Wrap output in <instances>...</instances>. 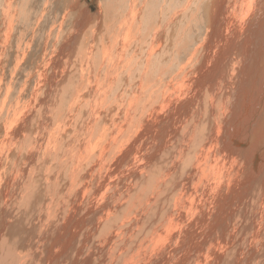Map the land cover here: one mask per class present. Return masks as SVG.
I'll use <instances>...</instances> for the list:
<instances>
[{
	"label": "bare ground",
	"instance_id": "obj_1",
	"mask_svg": "<svg viewBox=\"0 0 264 264\" xmlns=\"http://www.w3.org/2000/svg\"><path fill=\"white\" fill-rule=\"evenodd\" d=\"M15 1L0 3V264H264V0H130L113 34L74 0L29 71ZM32 184L25 249L23 217L5 216Z\"/></svg>",
	"mask_w": 264,
	"mask_h": 264
},
{
	"label": "rangeland",
	"instance_id": "obj_2",
	"mask_svg": "<svg viewBox=\"0 0 264 264\" xmlns=\"http://www.w3.org/2000/svg\"><path fill=\"white\" fill-rule=\"evenodd\" d=\"M65 1V2H64ZM71 1V2H70ZM68 0V1H66V0H51L50 1V3L49 2H47V0H21L20 1V4L22 5V3H23V6H22V9H20L19 8V3L17 2V1H15L16 2V4H17V8L15 9V11H18V13L20 14V13H22L23 12V7H24V9H25V14H24V16L25 15H29V13L31 14V12L30 11H32V14H31V17H30V19L28 20V19H25L24 17H23V19H22V25L24 26L23 27V30H24V32H23V38H24V41H25V43L26 42H28L29 41V38H30V40L31 39H33L32 37H35L36 38V41L34 42V49H33V53H32V55H31V57L29 58V60H28V62H27V60H26V62L25 63H27L26 64V68H24L26 71H29V69H31L30 67H33V64L34 65H36L37 63H41V61L43 62V59H41V58H44L45 57V55L46 54H51V52H52V49H54V46H55V44L54 43H52L51 41H49V43H48V48H46L45 47V41H47V39H49V40H52L53 42L55 41H59V40H56L57 39V37H55V35H56V32H57V30L56 31H53V32H51L52 33V35L54 36H51V33L49 32V31H47L50 27H53L52 25H53V23L55 22V21H57V19H60L61 17H64V11L66 10V8H68L69 7V4L70 3H72L74 0ZM76 1H79L80 2V5L81 6H83V8L85 9V11L87 12V13H89V15H91V17H93V20H95V19H97V18H95V17H97V15H98V13H99V11H100V7H99V5L101 4L102 6H103V10H104V16L107 18V20H110V22H112V23H110V25L108 26V27H110L109 28V31L113 34L115 31L117 32L118 30H119V28H120V26H118L119 25V23H120V20H122L124 17H125V15H126V13H127V10H129V6H130V0H84V3H83V0H76ZM2 2V0H0V3ZM22 2V3H21ZM68 4H67V3ZM25 4H29L28 5V8L27 7H25ZM48 5V4H50V5H48V6H50V8L48 9V8H46V12L47 13H44V14H46L45 15V19H47V20H45L44 18V21H42V22H40V23H38V19L40 18V15L42 14V12H43V10H44V5ZM86 4V5H85ZM66 5H68V6H66ZM71 5V4H70ZM65 6V7H64ZM85 6V7H84ZM37 7V8H36ZM38 7H39V10L37 11V9H38ZM87 7H88V9H87ZM35 9V11H34V9ZM65 9V10H64ZM126 11V12H125ZM36 13V14H35ZM57 13V14H56ZM60 13V14H59ZM124 13V14H123ZM44 14L41 16V17H43L44 16ZM121 14H123V15H121ZM0 15H1V12H0ZM59 15V16H58ZM53 16V17H52ZM47 17V18H46ZM50 17H52V18H50ZM71 18V20H69ZM73 18V13H71L70 15H68V17H66V21L68 22H66L65 21V24H64V27L62 28V31H63V34H64V32H67V31H69V30H71V26L72 25H74V20L72 19ZM50 20V21H49ZM28 21H30V22H28ZM72 21V22H71ZM114 21V22H113ZM49 23V27H48V23ZM117 22H119L118 24H117ZM33 23H34V25H33ZM95 22H89V24H88V27L86 26V30L88 29V34H90L91 35V31H94L95 29H94V24ZM28 25V26H27ZM35 25H38V27H39V29L37 28V33H35L34 34V36H33V34H32V29H33V27L35 26ZM66 25V26H65ZM93 25V26H92ZM116 25V26H115ZM70 28H69V27ZM119 28H118V27ZM41 27V28H40ZM104 27H103V25H102V28L101 29H103ZM114 28H115V30H114ZM114 31H113V30ZM118 29V30H117ZM47 32V33H46ZM96 32H97V30H96ZM47 35H46V34ZM50 33V34H49ZM50 35V38L49 37H47V36H49ZM82 35V34H81ZM88 36V35H82V39H83V37H85L84 39H85V41L83 40V42H86V39H87V41H88V39L91 37V36ZM45 37V38H44ZM51 37H53V39L51 38ZM28 38V39H27ZM55 39V40H54ZM44 50H46V54L45 55H43V53H44ZM12 60H13V57L11 56V58H10V62H12ZM8 66V71L9 70H13V68H14V66L12 65V63H10L9 65H7ZM10 66V67H9ZM24 70V75L25 74H28L26 71ZM21 75V79L19 80H17V82H15V84H14V86L16 85V89H17V91L15 90V88H13L14 86H12V93L11 94H13L14 92H15V94H13V95H11V99H10V105H11V102L13 103L15 100H16V96H18V92H19V87H21V84H22V80H25V78H26V76H23L22 74H20ZM19 75V76H20ZM18 83V84H17ZM19 84H20V86H19ZM19 86V87H18ZM13 89H14V91H13ZM15 98V99H14ZM32 188L33 189H35L34 190V192H35V194H34V197H33V194H31V198L30 199H32V202H35V200H37L38 201V196H39V194L38 193H40V190L37 188V186L35 185H33L32 184ZM37 191V192H36ZM33 192V193H34ZM38 194V195H37ZM36 201V202H37ZM36 202L35 203H32L31 204V201H28V202H25L24 204H23V206L22 207H18L17 206V211H16V209H15V205L13 206V208L15 209H11V210H13V211H11V214H9V215H6L5 216V218L6 219H12V217L16 214L18 217H23V219H24V221L23 222H21V223H19L18 224V229H17V234L15 235V234H12V236L11 237H13L15 240H16V242L18 243V244H20V245H24L25 246V249L27 248V246H28V242H30L33 238H34V235L32 236V237H30L29 238V236H30V232H31V235H32V232L33 231H36L35 232V234L37 233V222H34V224H33V222H32V217H28L27 218V213H32L33 211H34V214H35V209L33 208V206L36 204ZM29 204V205H28ZM27 205V206H26ZM25 206V207H24ZM30 207H32V208H30ZM36 207V206H35ZM43 207H45V204L43 205ZM24 208H27L26 210L24 209ZM30 208V209H29ZM21 209V210H20ZM31 209H32V211H31ZM34 209V210H33ZM28 210H29V212H28ZM14 214V215H13ZM33 214V213H32ZM33 214V215H34ZM22 215V216H21ZM26 224H29V225H27L26 226ZM0 227H1V225H0ZM26 227V228H25ZM28 227V228H27ZM36 227V228H35ZM31 228V229H30ZM32 228H35V229H33L32 230ZM0 229H3V228H0ZM23 231H22V230ZM29 232H28V231ZM31 230V231H30ZM25 231V232H24ZM2 235H5V233L2 231V233H1ZM0 234V235H1ZM25 234V235H24ZM28 236V237H27ZM16 237H17V239H16ZM26 237H27V239H26ZM20 238V239H19ZM27 240H25V239ZM22 239V240H21ZM68 245H69V243H68ZM56 247V248H55ZM61 246H59V248H60ZM59 248H58V246H54V248H53V252H52V254H60L59 253ZM25 249H23V250H25ZM58 249V250H57ZM72 250V248L71 247H69L68 248V253H72L73 251H71ZM18 251H20V250H18ZM71 251V252H70ZM4 253H6V254H13L12 256H14L15 254V251H12L11 253H8L7 251L5 252L4 251ZM28 253V252H27ZM39 256H40V260L38 261V263L37 264H43V260H44V258H45V256H43V255H45L44 253L42 254V253H39L38 254ZM42 255V256H41ZM12 256H9L10 257V259H12ZM60 257H66V256H64V255H62V256H60ZM67 257H69V256H67ZM72 257V256H71ZM29 258H31V256H29ZM72 259V258H71ZM230 261L232 260V258L231 259H229ZM228 263V262H227ZM227 263H225V264H227Z\"/></svg>",
	"mask_w": 264,
	"mask_h": 264
}]
</instances>
